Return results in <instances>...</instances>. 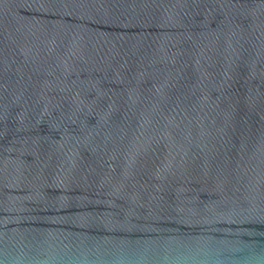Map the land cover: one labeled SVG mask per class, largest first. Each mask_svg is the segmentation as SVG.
<instances>
[{
    "label": "water",
    "instance_id": "95a60500",
    "mask_svg": "<svg viewBox=\"0 0 264 264\" xmlns=\"http://www.w3.org/2000/svg\"><path fill=\"white\" fill-rule=\"evenodd\" d=\"M0 264H264V0H0Z\"/></svg>",
    "mask_w": 264,
    "mask_h": 264
},
{
    "label": "clouds",
    "instance_id": "9594fccd",
    "mask_svg": "<svg viewBox=\"0 0 264 264\" xmlns=\"http://www.w3.org/2000/svg\"><path fill=\"white\" fill-rule=\"evenodd\" d=\"M237 259H239V258H237Z\"/></svg>",
    "mask_w": 264,
    "mask_h": 264
}]
</instances>
